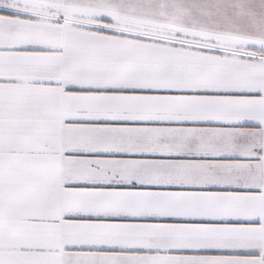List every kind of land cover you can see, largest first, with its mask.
<instances>
[{
    "label": "snow or ice",
    "instance_id": "6c2138e0",
    "mask_svg": "<svg viewBox=\"0 0 264 264\" xmlns=\"http://www.w3.org/2000/svg\"><path fill=\"white\" fill-rule=\"evenodd\" d=\"M0 264H264V0H0Z\"/></svg>",
    "mask_w": 264,
    "mask_h": 264
}]
</instances>
